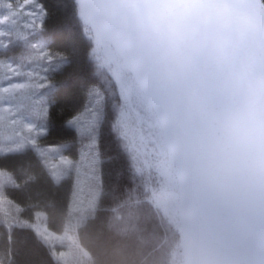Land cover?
Returning <instances> with one entry per match:
<instances>
[{
  "label": "water",
  "instance_id": "obj_1",
  "mask_svg": "<svg viewBox=\"0 0 264 264\" xmlns=\"http://www.w3.org/2000/svg\"><path fill=\"white\" fill-rule=\"evenodd\" d=\"M151 264H264V0H73Z\"/></svg>",
  "mask_w": 264,
  "mask_h": 264
},
{
  "label": "trees",
  "instance_id": "obj_2",
  "mask_svg": "<svg viewBox=\"0 0 264 264\" xmlns=\"http://www.w3.org/2000/svg\"><path fill=\"white\" fill-rule=\"evenodd\" d=\"M33 1L34 5L29 8L38 6L43 12L41 26L24 32L23 37L9 33L1 61L21 65L23 71L37 69L49 80L48 87L40 90L46 97L47 117L43 123L44 146L37 144V147L45 151L42 155L27 146L0 153V170L10 177V181L1 186V193L18 208L10 217L0 216V264H60L50 247L32 229L17 222L30 220L40 212L47 229L59 234L75 217L70 206L72 178L56 182L51 172L57 174L59 170L52 164L62 152L72 159L82 153L86 136L79 135L68 121L80 112H90L92 106H97L94 108L98 111L94 139L99 196L93 215L68 230V235L72 243H77L88 254L79 264H151L156 258L155 248L121 237L106 225L107 213L129 196L133 183L127 161L109 130L108 94L91 77L92 66L87 61L89 47L75 18L73 0ZM96 97L99 100L92 103ZM88 115L83 116L90 122ZM154 224L152 220L146 222L148 232ZM154 227L161 232L156 224Z\"/></svg>",
  "mask_w": 264,
  "mask_h": 264
},
{
  "label": "rangeland",
  "instance_id": "obj_3",
  "mask_svg": "<svg viewBox=\"0 0 264 264\" xmlns=\"http://www.w3.org/2000/svg\"><path fill=\"white\" fill-rule=\"evenodd\" d=\"M33 0H0V153H9L21 150L27 146L33 147L42 155L45 151L37 144L43 145L42 138L45 135L43 123L47 117V105L45 95L40 90L48 87L49 80L35 69L23 71L21 65H14L1 58L5 57V38L9 33L15 37H23L24 32H31L41 26L43 12ZM35 7V9H33ZM7 39V38H6ZM44 70V67L40 66ZM99 98H95L92 103H96ZM97 107V106H94ZM93 106L90 112H80L68 121V125L73 126L79 135L86 136L82 148V153L78 158L72 159L63 152L57 157L52 167L59 172L54 176L58 182L67 177L72 178V193L70 197L71 210L75 214L59 233L49 231L44 223V215L37 212L32 219H21L17 223L32 229L50 247L53 257L60 264H79V261L87 257V253L79 248L77 243L71 242L68 230L80 225L83 220L93 215L99 196V171L98 158L95 147V116L98 115L97 108ZM89 113V115H88ZM83 115L91 116V121L84 119ZM87 118V117H86ZM51 151L53 149L51 148ZM10 181L6 172L0 170V216H12L18 211L12 203L8 202L1 193V186ZM11 204V205H10ZM14 206V207H13ZM146 222L152 218H145ZM153 221V220H152ZM155 226V224H154ZM161 235L162 232H157ZM157 226V225H156ZM141 235V240L137 237L130 238L137 241L144 247L157 249L159 236ZM122 237V236H121ZM74 249L75 251L71 250ZM157 258V251H156ZM155 258V259H156Z\"/></svg>",
  "mask_w": 264,
  "mask_h": 264
}]
</instances>
